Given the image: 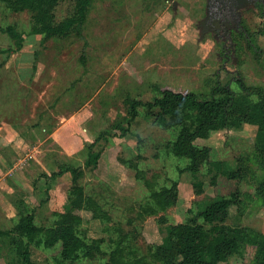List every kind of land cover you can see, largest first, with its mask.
<instances>
[{"label":"rangeland","instance_id":"1","mask_svg":"<svg viewBox=\"0 0 264 264\" xmlns=\"http://www.w3.org/2000/svg\"><path fill=\"white\" fill-rule=\"evenodd\" d=\"M75 2L62 0L53 20L37 21L34 13L13 12L0 1V231L11 232L0 238V264L20 261L17 243L24 238L17 227L26 215L32 214L36 227L46 228L67 210L71 175L50 176L82 166L89 145L101 156L77 185L106 218H94L86 209L75 213L82 219L78 229L85 241L100 242L98 252L60 263L59 245L43 249L32 244L34 264H105L117 243L116 256L158 264L149 251L161 243L167 225L191 219L201 223V210L235 193L238 199L226 224L257 236L219 264H264L258 126L230 121L225 129L194 141L209 148V161L225 162L242 175L237 180L219 177L211 185L204 165L197 177L203 192L196 195L193 178L183 171L188 160L169 149L178 128L160 127L153 120L158 110L145 106L131 120L127 103H151L163 89L207 99L216 87L246 95L251 105L262 102L264 3L245 11L246 35L242 29L233 32L235 52L225 60L229 53L221 39L200 28L204 0H175L176 7L166 0H93L80 32L65 37L33 34L41 23L57 25L70 16ZM12 32L22 40L19 51ZM121 128L128 129L123 136ZM146 181L158 190L174 187L176 204L157 215L148 213Z\"/></svg>","mask_w":264,"mask_h":264},{"label":"trees","instance_id":"2","mask_svg":"<svg viewBox=\"0 0 264 264\" xmlns=\"http://www.w3.org/2000/svg\"><path fill=\"white\" fill-rule=\"evenodd\" d=\"M13 12L29 11L35 14L36 20H53V11L62 0H0ZM93 0H76L74 10L70 16L59 24H45L32 29L33 34L45 37H65L72 31L80 32V26L85 22L87 13ZM260 6V5H257ZM41 19H40V18ZM243 35V32L241 33ZM15 38L19 51L22 47L21 38L11 33ZM241 89L243 85L239 83ZM160 98H155L151 103L142 104L138 101L127 99L129 104V115L133 120L137 115V108L145 106L156 108L158 111L154 116V122L162 128L177 127L178 134L171 143L169 149L173 156L185 158L188 164L184 172L189 173L194 181L192 188L196 195L203 192V184L197 180L202 166L206 165V173L210 178V184L214 185L219 177L227 180L241 178L239 170L228 168L225 162L209 161L210 150L207 147H197L194 141L206 139L211 132L219 131L228 127L230 121L238 124L253 123L258 126L256 137V148L259 151L255 156L264 171V98L263 101L251 105L246 95H236L228 87H216L212 90L211 97L200 99L192 92H175L171 89L160 91ZM130 124V122L128 123ZM130 126V125H129ZM241 126V125H240ZM235 126L234 128H238ZM128 129H120L123 136ZM95 145H89L83 165L76 168H65L57 174H52L50 179L69 173L71 175V190L69 206L63 213L57 214L55 223L50 227H36L32 214L26 215L19 223L17 232L24 238L19 241L17 256L20 261L17 264H34L30 259L29 246H41L43 249H54L59 245L57 254L60 263L73 262L79 258V254L92 258L98 252L99 241L88 244L82 237L78 227L82 219L75 212L80 209L90 211L94 218H106L101 213L100 206L91 198L85 197L78 181L84 176L85 170L93 171L100 159L101 151H94ZM138 177L135 165L130 166ZM149 189L150 207L148 213L157 215L165 212L169 207L176 204L177 192L174 189H155L151 183H145ZM258 197L264 206V178L257 189ZM237 193L228 198L221 197L212 201L197 216L201 219H191L185 223L167 225L164 229L161 243L155 244L150 249V258L158 264H219L239 252V247L245 240H252L247 232L231 227L226 224L230 207L237 202ZM11 232L0 231V238L10 235ZM264 243V236H261ZM117 249L111 252L105 264H147L144 260L137 258L124 259L116 256Z\"/></svg>","mask_w":264,"mask_h":264},{"label":"flooded vegetation","instance_id":"3","mask_svg":"<svg viewBox=\"0 0 264 264\" xmlns=\"http://www.w3.org/2000/svg\"><path fill=\"white\" fill-rule=\"evenodd\" d=\"M261 3L264 0H204V18L199 23L200 28L214 34L216 40L221 39L224 50L229 53L228 56L224 55L225 60L230 59L232 56L229 55L235 52L232 34L242 29L243 14ZM172 6L176 7V4L172 3ZM243 34L246 35L244 31Z\"/></svg>","mask_w":264,"mask_h":264},{"label":"water","instance_id":"4","mask_svg":"<svg viewBox=\"0 0 264 264\" xmlns=\"http://www.w3.org/2000/svg\"><path fill=\"white\" fill-rule=\"evenodd\" d=\"M166 1H170L175 5V0H166Z\"/></svg>","mask_w":264,"mask_h":264}]
</instances>
